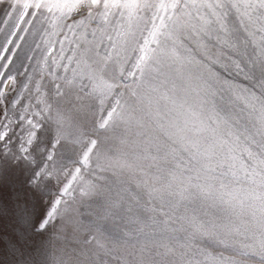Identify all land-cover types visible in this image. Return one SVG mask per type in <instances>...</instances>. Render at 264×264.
I'll return each mask as SVG.
<instances>
[{"label": "snow or ice", "instance_id": "snow-or-ice-1", "mask_svg": "<svg viewBox=\"0 0 264 264\" xmlns=\"http://www.w3.org/2000/svg\"><path fill=\"white\" fill-rule=\"evenodd\" d=\"M243 3L264 13V0ZM231 9L240 11L232 0H0V264H47L54 242L84 233L83 245L103 242L95 209L109 186L99 181L106 164L120 160L95 132L127 124L123 97H135L165 61L203 67L202 104L217 122L228 121L239 90L264 87V44L241 48ZM69 96L97 101L93 134L64 117ZM212 187L189 178L174 212L178 221L190 212L204 236L213 226L191 205ZM180 243L182 257L185 244L200 251L196 233ZM259 254L264 261V249ZM159 257L145 264H193Z\"/></svg>", "mask_w": 264, "mask_h": 264}, {"label": "rangeland", "instance_id": "rangeland-1", "mask_svg": "<svg viewBox=\"0 0 264 264\" xmlns=\"http://www.w3.org/2000/svg\"><path fill=\"white\" fill-rule=\"evenodd\" d=\"M232 3L240 9L229 13L235 35L251 53L252 44H264V13L246 12L243 0ZM202 72L200 65L178 70L165 61L163 71L153 73L135 97L125 94L127 124L95 132L101 148L114 149L120 160L106 164L101 175L107 180L99 181L109 186L95 209L103 242L83 245L79 241L86 233L54 242L47 264H145L155 253L177 262L190 258L193 264H214L213 257L220 255L229 258L228 264H264L259 254L264 249V199L258 198L264 194V87L254 93L239 90L228 121L217 122L209 105L202 104L204 90L197 78ZM61 104L66 120L83 123L93 134L95 99L69 96ZM189 178L204 189L213 186L211 197H198L191 205L213 226L211 235H201L190 212L179 221L174 215ZM191 233L200 251L185 244L189 255L182 257L180 240Z\"/></svg>", "mask_w": 264, "mask_h": 264}]
</instances>
